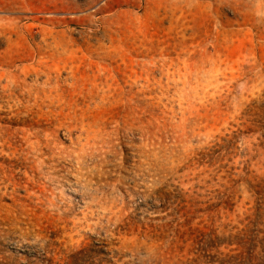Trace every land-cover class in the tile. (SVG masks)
I'll list each match as a JSON object with an SVG mask.
<instances>
[{
	"label": "rangeland",
	"instance_id": "374dc122",
	"mask_svg": "<svg viewBox=\"0 0 264 264\" xmlns=\"http://www.w3.org/2000/svg\"><path fill=\"white\" fill-rule=\"evenodd\" d=\"M0 264H264V0H0Z\"/></svg>",
	"mask_w": 264,
	"mask_h": 264
}]
</instances>
